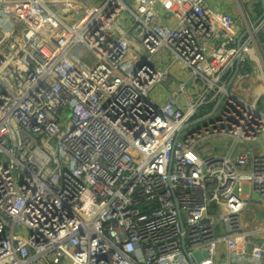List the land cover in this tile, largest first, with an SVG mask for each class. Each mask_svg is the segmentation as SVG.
Here are the masks:
<instances>
[{"label": "built area", "instance_id": "2783aa9c", "mask_svg": "<svg viewBox=\"0 0 264 264\" xmlns=\"http://www.w3.org/2000/svg\"><path fill=\"white\" fill-rule=\"evenodd\" d=\"M235 1L241 26L208 0H0V264H264V111L236 92L264 81V17Z\"/></svg>", "mask_w": 264, "mask_h": 264}, {"label": "crops", "instance_id": "0c3cea01", "mask_svg": "<svg viewBox=\"0 0 264 264\" xmlns=\"http://www.w3.org/2000/svg\"><path fill=\"white\" fill-rule=\"evenodd\" d=\"M208 3L212 7L220 8L221 10L232 14L234 16V18L236 19V21L240 25L238 9L236 7V1L235 0H208ZM256 9L257 10L259 9L257 7V3H256L255 10ZM241 28H243V27H241ZM247 71L249 72V75L241 79V81L239 82V86L236 87V92L244 100H246L250 103L255 102L256 105L258 106V108L260 110L264 111V92H263L264 81H263V77H262V72L260 70H257L252 65L247 66ZM219 137H221V136H219ZM221 139H222V141H219V144H223L224 139H228V141H230V146H232V140L230 138L221 137ZM230 146H229V148H230ZM229 148H228V150H229ZM241 149H242V146L238 145L237 152H240ZM255 149L257 151L264 152V141H262L261 143L256 145ZM208 156H210V155H208ZM259 212H262L263 217H264V205L252 204L245 213H248L249 215H251L253 217L256 214H259ZM245 220L247 222V217L245 218ZM248 220H250V218H248ZM246 224L248 225V222Z\"/></svg>", "mask_w": 264, "mask_h": 264}, {"label": "rangeland", "instance_id": "374dc122", "mask_svg": "<svg viewBox=\"0 0 264 264\" xmlns=\"http://www.w3.org/2000/svg\"><path fill=\"white\" fill-rule=\"evenodd\" d=\"M240 1L244 2V0H240ZM251 1H256L257 7L259 9L258 10L256 9L257 11L248 10V12L250 11V14H253L254 17H260V15L263 12L262 1L261 0H245L246 2L245 4H247L248 7H250ZM173 59H174L173 55L166 50H162L161 53L156 57V60L162 64H166L167 62L170 64ZM207 111H209V107H203L199 111L198 115H201ZM200 140L201 142L197 148V151L202 156H208V155H213V154H218V155L225 154L230 146V141H228V139H224L223 141L224 145L219 144V141H222L221 137L219 136H211L210 138H204L203 140L202 139ZM258 218L261 219L260 216ZM249 226H252V225H249Z\"/></svg>", "mask_w": 264, "mask_h": 264}, {"label": "water", "instance_id": "95a60500", "mask_svg": "<svg viewBox=\"0 0 264 264\" xmlns=\"http://www.w3.org/2000/svg\"><path fill=\"white\" fill-rule=\"evenodd\" d=\"M262 4H263V12H262V15L260 17V20L264 17V0H262Z\"/></svg>", "mask_w": 264, "mask_h": 264}]
</instances>
